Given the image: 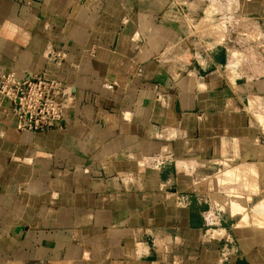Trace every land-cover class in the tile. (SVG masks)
Returning <instances> with one entry per match:
<instances>
[{
    "label": "crops",
    "instance_id": "0c3cea01",
    "mask_svg": "<svg viewBox=\"0 0 264 264\" xmlns=\"http://www.w3.org/2000/svg\"><path fill=\"white\" fill-rule=\"evenodd\" d=\"M241 30L264 46V0H0V77L65 108L31 132L0 102V264H264L201 183L264 154Z\"/></svg>",
    "mask_w": 264,
    "mask_h": 264
},
{
    "label": "rangeland",
    "instance_id": "374dc122",
    "mask_svg": "<svg viewBox=\"0 0 264 264\" xmlns=\"http://www.w3.org/2000/svg\"><path fill=\"white\" fill-rule=\"evenodd\" d=\"M207 4H211L208 10H213V3L207 2ZM220 26L221 27H219L217 30L220 35L228 31V29L226 28V23L224 21L222 24H220ZM259 38L260 37L256 32H244L243 30H241L236 41V47L240 49L239 53L248 56V54L252 55L254 53L258 54L259 52H264V46L259 45ZM260 49L263 51H261ZM258 119L261 122L262 132H264V115L258 116ZM248 178H251V180H248ZM248 182H250L251 186ZM201 183L202 192H206L207 195H212L210 196V198H212L215 203L222 205V207H224V209L228 211V214L230 212V214L233 216L232 222L230 223L234 224L235 228L238 223H241L242 227L240 228V230L242 231L241 233L246 236H244L246 238L245 241L251 243L252 245L255 243L259 248H253V251H255L256 254H259L260 251L259 256L263 259L264 154L243 160H240L238 158H234L233 160V158H231L230 160L225 159L219 161H206L204 162V165L202 167ZM238 195L241 196L239 197ZM224 199L228 200L225 201ZM232 201H237L238 203L234 202L232 204ZM230 205L236 207H230ZM239 206L242 207L240 208ZM238 207L241 210H239ZM236 208L241 212H239L238 215L234 216L232 210L236 211ZM246 219L248 220L246 221ZM243 245L245 246V243H243Z\"/></svg>",
    "mask_w": 264,
    "mask_h": 264
},
{
    "label": "built area",
    "instance_id": "2783aa9c",
    "mask_svg": "<svg viewBox=\"0 0 264 264\" xmlns=\"http://www.w3.org/2000/svg\"><path fill=\"white\" fill-rule=\"evenodd\" d=\"M58 86V82L41 77L18 80L12 74H5L0 77V102L12 104L19 130L45 131L65 115L64 105L54 91Z\"/></svg>",
    "mask_w": 264,
    "mask_h": 264
},
{
    "label": "bare ground",
    "instance_id": "6f19581e",
    "mask_svg": "<svg viewBox=\"0 0 264 264\" xmlns=\"http://www.w3.org/2000/svg\"><path fill=\"white\" fill-rule=\"evenodd\" d=\"M234 54H235V53H234ZM233 57H234V55H233ZM255 116H256V115H255ZM250 171H251V170H250ZM250 171H249V172H250ZM236 172H238V171H236ZM253 172H254V171H253ZM236 174H237V173H236ZM240 174H241V173H240ZM251 174H252V173H251ZM253 174H254V173H253ZM248 180H251V178H250V179L248 178ZM248 183H249V185L251 186L250 182H248ZM252 186H253V184H252ZM247 187H248V186H247ZM233 196H234V195H233ZM238 196H239V195H238ZM240 196H241V195H240ZM240 196H239V197H240ZM221 197H222V196H221ZM221 197H220V198H221ZM222 198H223V197H222ZM241 198H242V197H241ZM243 198H244V197H243ZM224 200L226 201V200H228V199H224ZM224 200H223V201H224ZM246 200H247V199H246ZM218 201H220V200H218ZM230 202H231V200H230ZM234 202H237V201H232V204H233ZM243 202H244V201H243ZM221 203H222V200H221ZM226 203H227V202H226ZM237 203H238V202H237ZM237 203H236V204H237ZM241 203H242V202H241ZM224 204H225V203H224ZM224 204H223V205H224ZM229 204H231V203H229ZM229 204H228V205H229ZM236 204H234V205H236ZM226 205H227V204H226ZM226 205H225V206H226ZM232 206H233V205H232ZM232 206L230 205V207H232ZM233 207H234V206H233ZM235 207H236V206H235ZM235 207H234V208H235ZM239 207L241 208L242 206H239ZM239 207H238V209H239ZM235 210H236V211L232 210L233 213H234V216H235V215H238L239 212H241V211H238L237 208H236ZM239 210H241V209H239ZM233 213H232V214H233ZM240 215H241V214H240ZM242 217H243V216H242ZM245 217H246V216H245ZM247 217H248V216H247ZM258 219H259V218H258ZM241 220H244V219H241ZM247 220H248V219H246V221H247ZM259 221H260V220H259ZM260 222H261V221H260ZM242 224H243V223H242ZM259 226H260V225H259ZM241 227H242L241 223H238L237 226H236V232H237L238 234H241V232H242V231L240 230ZM240 238L244 241L243 237L240 236Z\"/></svg>",
    "mask_w": 264,
    "mask_h": 264
}]
</instances>
